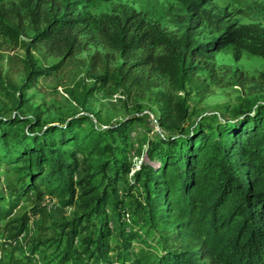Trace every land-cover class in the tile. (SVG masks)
Segmentation results:
<instances>
[{
    "label": "trees",
    "instance_id": "1",
    "mask_svg": "<svg viewBox=\"0 0 264 264\" xmlns=\"http://www.w3.org/2000/svg\"><path fill=\"white\" fill-rule=\"evenodd\" d=\"M90 1L60 0L61 11H50L32 40L66 36L65 29L82 21L79 15L67 17L68 7ZM200 3L188 0L197 14L204 11ZM109 17L110 41L119 52L140 45L143 35L129 31V15ZM1 18L0 13L2 32L16 41L17 31ZM192 27L187 21L173 36L149 27L163 45L156 59L161 71L182 94L155 92L159 130L147 138L139 162L131 157V130L143 121L138 108L105 128L86 115L45 122L23 90L57 66L25 60L21 84L7 90L11 112L0 114V167L15 176L9 195L0 189V264H22L7 246L37 216L41 231L28 237L27 256L53 247L56 264H264L262 94L250 95L217 122L190 123L187 105L188 88L209 91L198 76L204 57L235 43L264 58V27L225 26L206 41L196 39ZM249 37L252 44H241ZM259 79L264 85V70ZM96 90L94 83L83 97ZM45 196L74 206L72 216L45 226L50 216ZM24 198L26 206L20 204ZM125 215L136 216V226Z\"/></svg>",
    "mask_w": 264,
    "mask_h": 264
},
{
    "label": "rangeland",
    "instance_id": "2",
    "mask_svg": "<svg viewBox=\"0 0 264 264\" xmlns=\"http://www.w3.org/2000/svg\"><path fill=\"white\" fill-rule=\"evenodd\" d=\"M200 7L204 11L197 14L188 0L76 2L68 7L67 17L79 15L82 21L65 29L66 36L35 42L32 40L35 30L43 25L49 12L61 11L60 0L0 1L2 22L17 31V39L13 41L0 26V114L11 112L7 90L9 84H21L25 60L40 66H57L52 74L39 77L35 85L23 90L28 104L39 108L45 122L57 123L73 115H86L98 128L113 125L128 114L136 113L138 108L143 121L131 130L134 141L131 157L139 162L147 138L155 136L159 130L155 92L182 94L174 90L171 79L161 71L156 59L163 53V45L151 37L149 27L173 36L191 21L192 34L200 41L216 38L225 26L264 27V0H201ZM125 15H129V31L142 34L143 40L139 46L121 53L110 41L113 25L109 16L123 18ZM253 41L249 37L240 42L252 44ZM202 63L204 68L198 76L205 80L209 91L198 94L187 89L190 123L201 118L222 121L229 116L228 111L244 104L243 100L252 94H262L264 99V85L259 79V73L264 70L263 57L231 43L204 57ZM102 76L104 79H99ZM94 83L97 90L83 97L84 91ZM69 89L74 92L70 93ZM14 179L11 170L0 167V189L8 195L14 187ZM44 203L50 214L45 223L47 227L69 219L74 211V206L62 207L49 196L44 197ZM20 204L29 203L24 198ZM132 216L124 218L134 227L136 216ZM40 223V216L32 219L20 238L7 246L8 253L22 259V264H56L53 247L27 256L28 237L41 231ZM67 264L75 262L71 260Z\"/></svg>",
    "mask_w": 264,
    "mask_h": 264
}]
</instances>
